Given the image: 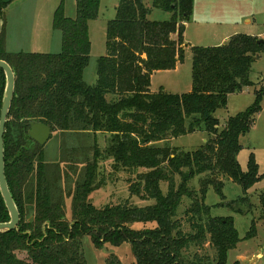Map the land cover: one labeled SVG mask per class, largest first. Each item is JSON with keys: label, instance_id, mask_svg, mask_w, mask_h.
Instances as JSON below:
<instances>
[{"label": "trees", "instance_id": "trees-1", "mask_svg": "<svg viewBox=\"0 0 264 264\" xmlns=\"http://www.w3.org/2000/svg\"><path fill=\"white\" fill-rule=\"evenodd\" d=\"M9 4L0 0L1 19ZM99 4L100 0H76L73 17H66L62 7L55 11L53 29L62 34L57 54L7 52L4 30L1 33L0 60L15 77L3 137L5 178L20 223L17 231L0 233V264H86L85 237L97 249L128 243L135 264H226L229 251L255 237V222L240 239L233 218L212 216L216 205H205L204 196L210 185L221 192L217 177L222 176L237 184L243 197L219 207L240 215L251 212L248 191L262 175L252 154L245 172L237 155L240 137L261 111L264 84L253 90V104L228 118L222 128L214 114L226 107L229 95L254 86L249 75L253 62L264 55V40L258 43L262 39L236 34L227 44L193 47L191 92L151 93V76L183 61V33L193 0H151L153 9L171 15L163 22L147 19L150 10L143 0H119L114 19L107 23L106 55L98 58L96 80L90 85L84 80L91 48L88 30ZM140 49L144 58L138 56ZM4 89L0 70V109ZM32 122L46 125L57 138L81 133L109 136L104 149L96 143L90 147L92 157L82 162L84 172L72 192L63 185L69 178L67 169L76 161L75 149L63 143L57 159L48 162L46 146L28 135ZM196 132L208 137L193 151L156 145ZM103 156L117 171L142 170L130 194L154 204L137 207L126 200L95 208L89 195L95 189L96 159ZM200 175H206L200 180L201 197H193L189 183ZM161 183L167 184L165 193ZM185 199L190 201L184 212L187 231L178 218ZM258 203L264 220V193L258 195ZM8 221L0 195V223ZM135 224L143 227L135 229ZM106 264L122 263L110 254Z\"/></svg>", "mask_w": 264, "mask_h": 264}, {"label": "rangeland", "instance_id": "rangeland-1", "mask_svg": "<svg viewBox=\"0 0 264 264\" xmlns=\"http://www.w3.org/2000/svg\"><path fill=\"white\" fill-rule=\"evenodd\" d=\"M11 2L12 8L14 7ZM53 1V0H52ZM76 0H54V5L50 8L33 10L30 4H27V11L24 20L7 27L6 31L10 33L14 43H9L7 52H25L35 54H57L62 47L61 32L53 29V18L55 11L62 7L65 14L74 16ZM119 0H100L97 19L89 23V40L91 44L90 59L87 68L84 71V80L87 84H92L96 78V68L98 58L106 55V28L107 23L114 19L115 9ZM143 4L149 8L150 13L147 17L149 21L163 22L170 19V14L153 9L151 0H143ZM11 8V9H12ZM53 9V14L49 15ZM5 10V9H4ZM2 10L3 18L8 17L9 11ZM236 34H244L257 37L264 40V0H193V12L190 21L186 24L183 33L184 56L183 61L174 69L154 73L150 78V92L157 93L162 90L168 94H188L192 90V48L193 47H216L222 45L229 37ZM226 38V39H224ZM12 49H11V47ZM33 52H30V51ZM141 57L144 58V55ZM249 79L254 83L253 87L244 89L242 92L229 96L225 108L215 111V118L218 120V127L222 128L228 118L243 112L249 108L254 101L253 90L258 89L264 84V55L256 59L252 66ZM45 144L46 159L48 162H54L57 159L64 145L74 148V157L76 158L69 172L68 181L63 187L73 191L77 179L81 178L84 172L85 157H92V147L94 143L100 150L104 149L108 142V135L99 134L95 137L88 134H78L67 137H53ZM207 134L196 132L186 136L170 140L168 143H157V146L168 144L182 151H193L206 142ZM239 145L241 147L237 162L243 172L246 171L248 157L252 154L259 167V173L262 180L256 183L248 191V199L253 208L250 213L240 215L234 213L226 207L219 205L227 204L238 197H243L241 188L222 176L217 177L221 183V192L215 190L210 185L207 188L205 205L215 206L211 209L212 216L232 217L234 227L238 232L239 238H244L249 231L252 221L255 222V237L238 243L234 250L227 253L226 264H234L238 256H243L245 262L250 264H264V220L258 203V195L264 193V97L261 102V111L256 116L250 131L240 137ZM91 149V151H90ZM73 156V155H72ZM142 170H137V174ZM136 172L115 170L112 167V160L106 156L98 157L95 166V189L90 193V201L95 208H102L105 205H118L128 200L130 204L137 207L153 205V201H142L137 196L130 194L129 188L136 179ZM206 175L195 177L190 183L189 188L193 191V197H201L200 180ZM216 180V178H215ZM166 183H161L160 188L163 193L166 192ZM190 201L183 200L182 206L178 212V218L183 222V230L187 231L188 226L184 223V212L189 208ZM236 207V206H235ZM70 218V214H67ZM146 225L145 227H150ZM135 229L143 226L134 225ZM207 246V245H206ZM82 249L86 264H106V259L110 254L115 255L122 264H135L130 245L124 243L118 247L105 245L102 249H97L89 237L82 240ZM191 253L194 249H191ZM205 252L213 255V251L206 248Z\"/></svg>", "mask_w": 264, "mask_h": 264}, {"label": "water", "instance_id": "water-1", "mask_svg": "<svg viewBox=\"0 0 264 264\" xmlns=\"http://www.w3.org/2000/svg\"><path fill=\"white\" fill-rule=\"evenodd\" d=\"M13 0H2L4 4H9ZM2 19L0 17V36L2 33ZM263 40H259L261 43ZM228 41L223 44H227ZM143 55L142 49L139 50L138 56ZM0 70L5 75V89L3 93L1 109H0V195L2 197L5 208L9 214V221L6 223H0V233L17 231L20 223V215L15 202L9 191L7 181L5 178V164H4V144L3 137L5 133V125L7 122L8 113L11 107V102L14 97L15 77L11 67L5 62L0 60ZM29 137L39 146L43 147L50 139L51 130L44 124L41 123H30V130L28 132ZM243 259L241 263L243 264ZM245 264H250L245 262Z\"/></svg>", "mask_w": 264, "mask_h": 264}, {"label": "crops", "instance_id": "crops-1", "mask_svg": "<svg viewBox=\"0 0 264 264\" xmlns=\"http://www.w3.org/2000/svg\"><path fill=\"white\" fill-rule=\"evenodd\" d=\"M10 4L4 10L5 12L9 11L8 17H5V18L2 17V23H3L2 32L4 30V38H5L4 39V47L6 50H7V47L9 46V43H14L13 38L10 36V33H8L6 31V28L9 26L11 27V25L16 24V22H18V21L24 20V17H25L26 11H27L26 5L30 4L33 7V10H40L42 8H50L52 5H54V0L53 1L52 0H17V1H15V3H12V4H15V5H13L14 6L13 8H12V5H10ZM53 9L54 8H52L51 12L48 13L49 15L53 14V12H52ZM68 15H69V13L65 14L66 17H71ZM224 39H226V38H224ZM11 49H12V47H11ZM13 49H14L13 52H15L16 49L15 48H13ZM9 51L12 52L11 50H9ZM30 52H33V51L31 50ZM44 54H48V53H44ZM95 80H96V78H95ZM95 80L90 85H93L95 83ZM229 96H228V98H229ZM228 98H227V101H228ZM243 259H245L243 256L237 257V261L241 262Z\"/></svg>", "mask_w": 264, "mask_h": 264}]
</instances>
